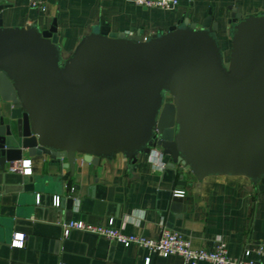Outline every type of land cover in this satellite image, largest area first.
I'll use <instances>...</instances> for the list:
<instances>
[{"label":"water","instance_id":"water-1","mask_svg":"<svg viewBox=\"0 0 264 264\" xmlns=\"http://www.w3.org/2000/svg\"><path fill=\"white\" fill-rule=\"evenodd\" d=\"M6 7L0 0V170L24 155L61 161L68 180L52 206L69 211L65 222L79 159L97 167L121 153L136 164L160 148L199 180L264 183L263 11L229 6L228 52L209 10L200 26L188 14L149 37L102 19L64 57L57 20L4 26Z\"/></svg>","mask_w":264,"mask_h":264},{"label":"crops","instance_id":"crops-1","mask_svg":"<svg viewBox=\"0 0 264 264\" xmlns=\"http://www.w3.org/2000/svg\"><path fill=\"white\" fill-rule=\"evenodd\" d=\"M2 1L7 5L4 26L34 24L48 29L57 20L64 57L102 19L111 31H140L149 37L168 31L188 14L200 26L209 10L219 25L220 44L228 52L229 6L239 7L243 15L264 12V0H179L173 10L146 8L133 0H46L44 11L30 8L28 0ZM23 160H30V174L0 170V264H145L147 257L150 264H183L181 256H158L81 230L65 237L56 220L65 222L69 211L58 214L52 198L60 194L62 178L68 180L66 169L48 155H24ZM77 164L79 177L70 180L71 186H80L71 193L76 198L75 210L69 213L72 219L102 225L112 220L113 227L148 238H158L166 224L197 248L212 249L224 241L231 256L264 243V183L228 175L199 180L181 166L173 167L160 148L140 154L136 164L121 153L102 159L97 167L80 159ZM179 189H185L183 197L174 195ZM16 232L25 234L23 247L12 245Z\"/></svg>","mask_w":264,"mask_h":264},{"label":"built area","instance_id":"built-area-1","mask_svg":"<svg viewBox=\"0 0 264 264\" xmlns=\"http://www.w3.org/2000/svg\"><path fill=\"white\" fill-rule=\"evenodd\" d=\"M138 6L146 8H160L173 10L179 5V0H133ZM32 9L46 10V0H28ZM158 164L164 165L162 161ZM8 172L30 174L32 172L30 160L11 162L7 165ZM185 189L174 192L175 196L183 197ZM59 196H55V205H59ZM111 220L108 225L93 224L83 219H72L62 223L63 235L67 237L72 230L93 233L104 236L107 239L123 244L124 246L137 245L149 250L158 256L167 257L178 255L183 258V264H198L201 261H208L215 264H264V243L251 244L246 246L239 256H231L224 241H218L212 249L194 247L190 240L180 234L177 230L163 224L161 234L158 238H148L141 234L125 233L113 227ZM25 234L16 232L13 234L12 245L23 247ZM256 255L257 259L252 256ZM150 257L146 258L145 264H150Z\"/></svg>","mask_w":264,"mask_h":264}]
</instances>
